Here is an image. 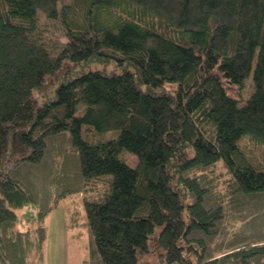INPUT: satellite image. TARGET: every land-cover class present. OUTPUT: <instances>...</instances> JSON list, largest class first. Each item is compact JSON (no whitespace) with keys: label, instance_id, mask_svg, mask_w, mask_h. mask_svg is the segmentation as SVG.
<instances>
[{"label":"trees","instance_id":"16d2710c","mask_svg":"<svg viewBox=\"0 0 264 264\" xmlns=\"http://www.w3.org/2000/svg\"><path fill=\"white\" fill-rule=\"evenodd\" d=\"M247 140L264 146V0H0L4 264H42L48 212L109 175L84 200L89 264H264Z\"/></svg>","mask_w":264,"mask_h":264},{"label":"rangeland","instance_id":"374dc122","mask_svg":"<svg viewBox=\"0 0 264 264\" xmlns=\"http://www.w3.org/2000/svg\"><path fill=\"white\" fill-rule=\"evenodd\" d=\"M252 82V75L246 78V84ZM243 92V93H242ZM229 94L240 98L243 101L248 92L243 89L229 88ZM114 132L102 135V138L114 136ZM94 138V137H93ZM247 150L258 158L264 157V146L261 143L247 140L244 142ZM128 151H122L120 156L125 159ZM129 153V152H128ZM130 159L133 157L131 155ZM132 165L136 164V157L133 160L126 159ZM109 176L101 180L90 179L86 190L74 192L64 197L57 206L53 207L44 220L46 228V239L44 246V257L42 264H89L87 261L89 250V229L86 223V211L84 208L85 199L98 200L104 197V192L109 188ZM107 181V182H106ZM39 206L28 203L17 210V226L19 228L33 227L37 223ZM73 211V213H71ZM77 215L78 222L73 223L71 216ZM160 251L156 249L139 255L140 264H161ZM0 264H4L0 260Z\"/></svg>","mask_w":264,"mask_h":264}]
</instances>
